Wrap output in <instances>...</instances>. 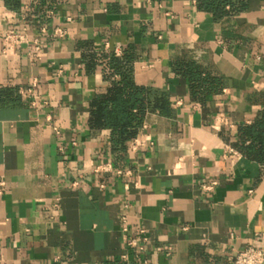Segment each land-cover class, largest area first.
<instances>
[{"label":"crops","instance_id":"obj_1","mask_svg":"<svg viewBox=\"0 0 264 264\" xmlns=\"http://www.w3.org/2000/svg\"><path fill=\"white\" fill-rule=\"evenodd\" d=\"M244 1L219 18L197 0L0 2V35H27L6 54L0 42V264H228L264 246V164L234 147L264 109V0ZM43 23L67 34L41 36L35 59ZM125 53L135 83L166 92L172 110L148 113L144 145L119 156L89 118L109 85L102 56ZM180 60L222 91L193 99Z\"/></svg>","mask_w":264,"mask_h":264},{"label":"trees","instance_id":"obj_2","mask_svg":"<svg viewBox=\"0 0 264 264\" xmlns=\"http://www.w3.org/2000/svg\"><path fill=\"white\" fill-rule=\"evenodd\" d=\"M44 3L45 0H39ZM199 8L212 12L217 18L244 9V0H197ZM17 9L21 0H5ZM109 85L94 96L90 103L89 124L93 129L110 130V144L122 156L130 143L141 132L145 117L150 112L171 114V102L166 92L138 85L134 81V56H102ZM175 73L189 80L191 97L203 100L209 94L222 91L224 81L201 68L196 61L180 60L174 64ZM234 147L247 158L264 164V109L251 123H240Z\"/></svg>","mask_w":264,"mask_h":264},{"label":"built area","instance_id":"obj_3","mask_svg":"<svg viewBox=\"0 0 264 264\" xmlns=\"http://www.w3.org/2000/svg\"><path fill=\"white\" fill-rule=\"evenodd\" d=\"M1 1L2 0H0V2ZM49 13H53V10H50ZM66 34V29L60 26H56L52 30H50L49 25L45 23L41 24L38 29V35L33 39L34 47L32 51V57L38 59L41 56V36L64 38ZM26 41L27 35L25 28H23L22 30L14 28L5 30L0 35V42L3 44L2 53L6 54L9 50ZM116 52H118V50ZM22 92L30 95L32 94V89L29 88L27 90H23ZM141 145H144V142L139 138L136 137L132 140V148H137ZM110 169L111 166L109 164L96 167V171H107ZM117 173L120 175L123 174L121 170H118ZM126 173H129V171H126ZM215 184L216 181H213L209 186H207V188H212ZM123 219L125 220L124 217ZM123 229L124 231L127 230V228ZM140 234L143 236L144 240H147L144 229L140 230ZM127 244L136 252L141 253L144 250V247L142 245H139L137 238L135 237H129L127 240ZM121 258L122 260H127V255L123 254ZM228 264H264V246L257 243H252L245 247L243 250L238 251L237 254L231 258V262Z\"/></svg>","mask_w":264,"mask_h":264}]
</instances>
